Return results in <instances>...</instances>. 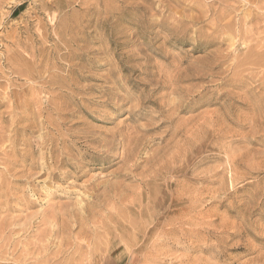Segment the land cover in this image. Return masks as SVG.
I'll use <instances>...</instances> for the list:
<instances>
[{
    "label": "rangeland",
    "instance_id": "obj_1",
    "mask_svg": "<svg viewBox=\"0 0 264 264\" xmlns=\"http://www.w3.org/2000/svg\"><path fill=\"white\" fill-rule=\"evenodd\" d=\"M246 1L0 0V264H264V0ZM104 187H122L105 210Z\"/></svg>",
    "mask_w": 264,
    "mask_h": 264
},
{
    "label": "bare ground",
    "instance_id": "obj_2",
    "mask_svg": "<svg viewBox=\"0 0 264 264\" xmlns=\"http://www.w3.org/2000/svg\"><path fill=\"white\" fill-rule=\"evenodd\" d=\"M245 1H246V0H245ZM258 1H259V0H258ZM213 2H214V1H213ZM246 2H247V1H246ZM246 2H245V3H246ZM253 3H255V2H253ZM253 3L251 2L250 4L253 5ZM239 4H242V3L239 2ZM243 4H244V2H243ZM256 4H257V2H256ZM254 5H255V4H254ZM261 5H262V4H261ZM261 5H260V6H261ZM242 6H243V5H242ZM246 6H247V5H246ZM249 6H250V5H249ZM262 6H263V5H262ZM256 8H257V7H256ZM256 8H255V10H256ZM261 8H262V7H261ZM249 9H250V7H249ZM237 11H238V10H237ZM225 12H226V11H225ZM225 12H224V13H225ZM247 14H248V13H247ZM256 15H257V14H256ZM248 16H249V15H248ZM252 16H253V15H251V17H252ZM261 16H263V15H261ZM253 17H254V16H253ZM253 17H252V18H253ZM217 19H218V18H217ZM260 19H261V18H260ZM253 20H254V19H253ZM250 21H251V19H250ZM225 26L228 28V25H227V24H226ZM229 26H230V23H229ZM223 27H224V25H223ZM55 32H56V31H55ZM206 34H207V33H206ZM67 35H68V34H67ZM14 38H15V37H14ZM14 42H15V41H14ZM17 43H18V42H17ZM13 44H14V43H13ZM31 50H32V49H31ZM29 52H30V51H29ZM17 53H18V52H17ZM7 54H8V53H7ZM15 54H16V53H15ZM22 54H24V53H22ZM67 54H68V53H67ZM63 55H64V54H63ZM74 55H77V54H74ZM64 56H65V55H64ZM70 58H71V57H70ZM63 59H64V58H63ZM60 60H61V58H60ZM39 63H40V62H39ZM42 63H43V62H42ZM58 64H59V63H58ZM9 65H11V64H9ZM21 65H22V64H21ZM23 65H25V64H23ZM53 65H54V64H53ZM55 65H56V63H55ZM74 65H75V64H74ZM77 66H78V65H77ZM68 67L70 68V66H68ZM13 68H14V66H13ZM75 68H78V67H75ZM24 69H25V67H24ZM26 69H27V68H26ZM34 69H35V68H34ZM51 69H52V68H51ZM51 69H50V70H51ZM72 69H73V68H72ZM12 70H13V69H12ZM18 70H19V69H18ZM27 70H28V69H27ZM53 70H54V69H53ZM69 70H70V69H69ZM80 70H81V69H80ZM24 71H25V70H24ZM77 71H78V70H77ZM21 72H22V71H21ZM80 72H81V71H80ZM19 73H20V72H19ZM29 73H30V72H29ZM70 73H71V72H70ZM78 73H79V71H78ZM24 74H25V73H24ZM32 74H33V73H32ZM53 74H54V73H53ZM58 74H59V73H58ZM30 75H31V74H30ZM25 76H27V75H25ZM67 76H68V74H67ZM67 76H66V77H67ZM49 77H50V76H49ZM62 77H63V76H62ZM71 77H72V76H71ZM36 78H37V77H36ZM55 78H56V77H55ZM60 78H61V77H60ZM61 79H62V78H61ZM63 79H64V78H63ZM75 79H76V78H75ZM51 80H52V79H51ZM57 80H58V79H57ZM70 80H71V79H70ZM176 80H177V79H176ZM47 81H49V78H48ZM65 81H66V80H65ZM174 81H175V80H174ZM44 82H46V81H44ZM54 82H55V81H53V84H54ZM68 82H69V81H68ZM70 82H71V81H70ZM75 82H76V81H75ZM159 82H160V80H159ZM159 82H158V83H159ZM164 82H165V81H164ZM176 82H177V81H176ZM58 83H60V82L58 81ZM71 83H73V82H71ZM71 83H70V84H71ZM160 83H161V82H160ZM162 83H163V82H162ZM171 83H172V82H171ZM46 84H47V83H46ZM46 84H43V85H46ZM55 84H56V83H55ZM174 84H175V83H174ZM51 85H52V83H51ZM62 85H63V84H62ZM71 85H72V84H71ZM164 85H166V84H164ZM49 86H50V85H49ZM56 86H57V85H56ZM59 86H61V85H59ZM67 86H68V84H67ZM73 86H75V83H74ZM167 86H169V85H167ZM54 87H55V86H54ZM54 87H53V88H54ZM163 87H164V86H163ZM48 88H49V87H48ZM56 88H57V87H56ZM63 88H65V87H63ZM71 88H72V86L70 87V89H71ZM112 88H114V86H113ZM112 88H110V89H112ZM58 89H60V88H58ZM67 89H68V88H67ZM74 89H75V88H73V90H74ZM108 89H109V88H108ZM159 89H160V87H159ZM49 90H50V89H49ZM54 90H55V89H54ZM154 90H155V89H154ZM151 91H152V89H151ZM172 91H173V90H172ZM48 92H49V91H48ZM105 92H106V91H105ZM52 93H53V91H52ZM0 94H2V93H0ZM47 94H48V93H47ZM49 94H50V93H49ZM53 94H54V93H53ZM105 94H106V93H105ZM40 95H41V94H40ZM50 95H51V94H50ZM57 95H59V94H57ZM61 95H62V94H61ZM165 95H166V94H165ZM52 96H54V95H52ZM55 96H56V95H55ZM55 96H54V97H55ZM111 96H112V95H111ZM171 96H172V95H171ZM41 97H42V96H41ZM69 97H71V96H69ZM118 97H119V95H118ZM37 98H38V97H37ZM52 98H53V97H52ZM71 98H72V97H71ZM74 98H75V97H74ZM111 98H112V97H111ZM54 99H55V98H54ZM56 99H57V98H56ZM60 99H61V98H60ZM112 99H113V98H112ZM112 99H111V101H112ZM115 99H116V97H115ZM2 100H3V99H2ZM28 100H29V99H28ZM41 100H42V99H41ZM41 100H40V101H41ZM48 100H50V99H48ZM57 100H58V99H57ZM126 100H127V99H126ZM148 100H149V99H148ZM64 101H65V99H64ZM115 101H116V100H115ZM149 101H150V100H149ZM1 102H2V101H1ZM36 102H39V99H38V101H36ZM48 102H49V101H48ZM54 102H55V101H54ZM57 102H58V101H57ZM65 102H66V101H65ZM65 102H63V103H65ZM73 102H74V101H73ZM152 102L154 103V101H152ZM41 103H42V102H41ZM46 103H47V102H46ZM49 103H51V104H49V106H50V105H51V106L53 105V104H52L53 102H49ZM55 103H56V102H55ZM59 103H61L60 100H59ZM158 103H159V102H158ZM158 103H157V104H158ZM38 104H39V103H38ZM56 104H58V103H56ZM103 104H104V103H103ZM107 104H108V103H107ZM109 104H110V103H109ZM154 104H155V103H154ZM62 105H63V104H62ZM65 105H68V104H65ZM65 105H63V106H65ZM80 105H81V103H80ZM115 105H116V104H115ZM159 105H161V104H159ZM159 105H158V106H159ZM43 106H44V104H43ZM53 106H54V105H53ZM58 106H59V105H58ZM60 106H61V105H60ZM69 106H70V105H69ZM105 106H106V105H105ZM141 106H142V105H141ZM161 106H162V105H161ZM39 107H41V106H39ZM45 107H46V106H45ZM56 107H57V106H56ZM67 107H68V106H67ZM67 107H66V108H67ZM73 107H74V106H73ZM102 107H103V106H102ZM156 107H157V106H156ZM162 107H163V106H162ZM162 107H161V108H162ZM172 107H173V106H172ZM174 107H175V106H174ZM46 108H47V107H46ZM50 108H51V107H50ZM52 108H53V107H52ZM63 108H64V107H63ZM68 108H70V107H68ZM75 108H76V107H75ZM161 108H160V109H161ZM58 109H59V108H58ZM70 109H71V108H70ZM72 109H73V108H72ZM134 109H136V108L134 107ZM134 109H133V110H134ZM156 109H157V108H156ZM51 110H52V109H51ZM60 110L63 111V109H60ZM60 110H59V111H60ZM67 110H68V109H67ZM76 110H77V109H76ZM76 110H73V111H76ZM129 110H130V108H129ZM139 110H140V109H139ZM173 110H174V108H173ZM38 111H39V110H38ZM54 111H55V110H54ZM64 111H65V110H64ZM71 111H72V110H71ZM73 111H72V112H73ZM140 111H141V110H140ZM161 111H162V110H161ZM168 111H169V110H168ZM41 112H43V111L41 110ZM56 112H57V111H56ZM66 112H68V111H66ZM69 112H70V111H69ZM69 112H68V113H69ZM72 112H70V113H72ZM131 112H132V111H131ZM135 112H136V110H135ZM158 112H159V111H158ZM170 112H171V111H170ZM59 113H61V112H59ZM76 113H77V111H76ZM160 113H161V112H160ZM163 113H164V112H163ZM36 114H37V112H36ZM36 114H35V115H36ZM40 114H41V113H40ZM40 114H39V115H40ZM43 114H44V112H43ZM56 114H57V113H56ZM63 114H64V113H63ZM63 114H62V115H63ZM66 114H67V113H66ZM161 114H162V113H161ZM164 114H165V113H164ZM57 115H58V116H61V114H57ZM57 115H56V116H57ZM64 115H65V114H64ZM71 115H72V114H71ZM73 115H74V114H73ZM73 115H72V116H73ZM157 115H158V114H157ZM162 115H163V114H162ZM42 116H43V115H42ZM47 116H48V115H47ZM47 116H46V117H47ZM69 116H70V115H69ZM34 117H35V116H34ZM62 117H63V116H62ZM152 117H153V116H152ZM162 117H163V116H162ZM167 117H168V116H167ZM169 117H170V116H169ZM21 118H22V117H21ZM67 118H68V117H67ZM70 118H71V117H70ZM155 118H156V117H155ZM158 118L160 119V117H158ZM34 119H35V118H34ZM51 119H52V118H51ZM53 119H54V117H53ZM35 120H36V119H35ZM58 120H60V118H59ZM61 120H63V119H61ZM162 120H163V119H162ZM166 120H167V118H166ZM168 120H169V119H168ZM49 121H50V117H49ZM159 121H160V120H159ZM164 121H165V120H164ZM69 122H70V121H69ZM161 122H162V121H161ZM31 123H32V125H33V124L35 123V121H34V122L32 121ZM36 123H37V122H36ZM50 123H51V122H50ZM55 123H56V122H55ZM55 123H54L53 125H55ZM59 123H60V122H59ZM62 123H63V122H62ZM62 123H61V124H62ZM167 123H168V121H167ZM39 124H41V126H42L43 123H39ZM49 125H50V124H49ZM65 125H66V123H65ZM41 126H40V127H41ZM44 126H45V125H44ZM47 126H48V125H47ZM51 126H52V124H51ZM55 126L57 127V126H59V125L57 124V125H55ZM67 126H69V125H67ZM33 127H35V126H33ZM48 127H49V126H48ZM53 127H54V126H53ZM56 127H55V128H56ZM69 127H70V126H69ZM71 127H72V126H71ZM59 128H60V127H59ZM168 128H169V127H168ZM35 129H36V128H35ZM43 129H44V128H43ZM43 129H41V130H43ZM49 129H51V128H49ZM69 129H70V128H69ZM73 129H74V128H73ZM134 129H135V128H134ZM176 129H177V128H176ZM176 129H175V130H176ZM47 130H48V129H47ZM63 130H64V129H63ZM65 130H66V129H65ZM54 131L57 132L56 129H55ZM69 131H70V130H69ZM45 132H46V131H45ZM67 132H68V131H67ZM70 132H71V131H70ZM70 132H69V133H70ZM72 132H73V130H72ZM114 132L116 133V131H114ZM114 132H112L113 135H114ZM133 132H134V131H133ZM50 133H51V132H50ZM40 134H41V133H40ZM42 134H43V133H42ZM42 134H41V135H42ZM58 134H59V133H58ZM63 134H64V133H63ZM67 134H68V133H67ZM67 134H66V135H67ZM124 134H125V133H124ZM129 134H131V133H128V134H125V135L127 136V135H129ZM134 134H135V133H134ZM134 134H133V135H134ZM177 134H179V133H177ZM59 135H60V134H59ZM121 135H122V134H121ZM175 135H176V134H175ZM175 135H174V133H173V136H174V137H175ZM51 136H52V135H51ZM55 136H56V135H55ZM63 136H65V135H63ZM75 136H76V135H75ZM80 136H81V135H80ZM88 136H89V135H88ZM88 136H87V137H88ZM92 136H93V135H92ZM110 136H111V135H110ZM116 136H118V134H117ZM126 136H125V137H126ZM134 136H136V134H135ZM145 136H146V135H145ZM58 137H59V136H58ZM73 137H74V136H73ZM108 137H109V136H108ZM122 137H123V136H122ZM142 137H143V136H142ZM147 137H148V136H147ZM90 138H91V137H90ZM92 138H93V137H92ZM102 138H103V137H102ZM110 138H111V137H110ZM112 138H113V137H112ZM131 138H132V137H131ZM37 139H38V138H37ZM40 139L42 140L43 138L41 137ZM47 139H48V138H47ZM63 139H64V138H63ZM65 139H66V138H65ZM81 139H82V138H81ZM96 139H97V138H96ZM104 139H105V138H104ZM113 139H114V138H113ZM115 139H116V138H115ZM124 139H125V138H124ZM56 140H57V139H56ZM84 140H85V139H84ZM91 140H92V139H91ZM91 140H90V141H91ZM116 140H117V139H116ZM129 140L131 141L130 138H129ZM129 140L126 139V140H123V142H125V141H129ZM140 140H141V139H140ZM44 141H45V140H44ZM60 141H62V139H61ZM82 141H83V140H82ZM93 141H94V140H93ZM97 141H100V139H99V140L97 139ZM97 141H96V142H97ZM101 141H102V140H101ZM103 141H104V140H103ZM105 141H106V140H105ZM105 141H104V142H105ZM108 141H109V140H107V142H108ZM114 141H115V140H114ZM114 141L112 140V142H114ZM121 141H122V139H121ZM66 142H67V141H66ZM94 142H95V141H94ZM123 142H122V143H123ZM132 142H135V143H136V140L134 141V140L132 139ZM132 142H130V143L132 144ZM137 142H138V140H137ZM148 142H149V141H148ZM62 143H63V142H62ZM72 143H73V142H72ZM98 143H99V142H98ZM102 143H103V142H102ZM115 143H116V142H115ZM138 143H141V141H139ZM36 144H37V143H36ZM45 144H46V141H45ZM87 144H88V143H87ZM100 144H101V142H100ZM104 144H105V143H104ZM108 144H109V143H108ZM108 144H107V145H108ZM110 144H111V143H110ZM116 144H117V143H116ZM127 144H128V143H127ZM141 144H142V143H141ZM141 144H140V145H141ZM34 145H35V144H34ZM39 145H40V144H39ZM48 145H49V144H48ZM50 145H51V144H50ZM92 145H93V144H92ZM92 145H90V146H92ZM133 145H134V144H133ZM51 146H52V145H51ZM116 146H117V145H116ZM121 146L123 147V144H122ZM137 146H138V145H137ZM137 146H136V147H137ZM143 146H144V144H143ZM41 147H43V146H41ZM45 147H46V146H45ZM66 147H67V146H66ZM83 147H84V146H83ZM87 147H88V145H87ZM94 147H95V146H94ZM94 147H92V148H94ZM97 147H98V146H97ZM99 147H100V146H99ZM107 147H109V148H106V147L104 146V151H103V152L101 151V153H102V155H103L104 158H109V157L112 155L111 149L114 148L115 146H114V147H111L110 145H108ZM122 147H121V148H122ZM136 147H135V148H136ZM36 148H37V147H36ZM38 148H39V147H38ZM77 148H78V147H77ZM88 148L90 149L91 147H88ZM115 148H116V147H115ZM126 148H127V147H126ZM138 148H140V147L138 146ZM116 149H117V148H116ZM59 150H60V149H59ZM62 150H63V149H62ZM65 150H66V149H65ZM112 150H113V149H112ZM114 150H115V149H114ZM136 150H137V149H136ZM42 151H43V150H42ZM57 151H58V150H57ZM69 151H70V150H69ZM86 151H87V150H86ZM98 151H99V150H98ZM127 151H129V150H127V149H126V150L123 149V152L121 151L122 153L119 152V153H121L120 156H121V160H122V161H121V160H119V161H121V162L125 165V167H126V171L130 174V172H131L132 170L136 169V167H137V163H135V161H134V159H135V154H134V153H129V152H127ZM63 152H64V151H63ZM94 152H96V151H94ZM110 152H111V153H110ZM114 152H115V151H114ZM130 152H131V151H130ZM44 153H46V152H44ZM50 153H51V152H50ZM86 153H87V152H86ZM109 153L111 154L110 156H109ZM116 153H117V152H116ZM137 153H138V152H137ZM145 153H146V152H145ZM46 154H47V153H46ZM51 154H52V153H51ZM59 154H61V153H59ZM70 154H71V153H70ZM72 154H73V153H72ZM96 154H97V153H96ZM53 155H54V154H53ZM53 155H51V157H52ZM61 155H62V154H61ZM63 155H65V154L63 153ZM67 155H69V154L67 153ZM114 155H115V154H114ZM49 156H50V155H49ZM59 156H60V155H59ZM69 156H72V155H69ZM81 156H83V155L81 154ZM84 156H85V155H84ZM115 156H116V155H115ZM152 157H153V156H152ZM54 158H55V157H54ZM63 158H64V157H63ZM74 158H75V156H74ZM89 158H90V157H89ZM149 158H150V157H149ZM45 159H46V158H45ZM81 159H82V158H81ZM117 159H118V158H117ZM119 159H120V158H119ZM55 160H57V159L55 158ZM76 160H77V159H76ZM76 160H75V161H76ZM136 160H138V158H137ZM46 161H47V159H46ZM49 161H50V160H49ZM53 161H54V160H53ZM70 161H71V160H70ZM147 161H148V160H147ZM147 161L145 160V163H148ZM54 162H55V161H54ZM88 162H89V161H88ZM44 163H46V162H44ZM48 163H49V162H48ZM61 163H62V162H61ZM69 163H70V162H69ZM69 163H68V164H69ZM73 163H74V162H73ZM106 163H107V162H106ZM62 164H63V163H62ZM71 164H72V163H71ZM76 164H78V163H76ZM76 164H75V165H76ZM86 164H87V163H86ZM139 164L141 165L140 162H139ZM148 164H149V163H148ZM148 164H146V165H148ZM42 165H43V164H42ZM72 165H73V164H72ZM124 165H123V166H124ZM79 166H80V165H79ZM42 167H43V166H42ZM51 167H52V166H51ZM73 167H74V165H73ZM73 167H72V168H73ZM138 167H139V166H138ZM46 168H47V167H46ZM54 168H55V167H54ZM75 168H76V170H77L78 167L75 166ZM123 168H124V167H123ZM123 168H122V169H123ZM51 169H52V168H51ZM79 170H80V169H79ZM79 170H78V171H79ZM120 170H121V169H120ZM147 170L149 171V169H147ZM150 170H151V169H150ZM156 170H158V169H156ZM47 171H48V170H47ZM49 171H50V170H49ZM51 171H52V170H51ZM51 171H50V172H51ZM126 171H125V172H126ZM134 171H135V170H134ZM153 171H154V170H153ZM153 171H152V172H153ZM159 171H160V170H159ZM159 171H158V172H159ZM125 172L123 171L124 174H125ZM144 172H145V169H144ZM144 172H141V173L145 174ZM150 172H151V171H149V173H150ZM158 172H157V173H158ZM51 173H52V172H51ZM53 173H54V172H53ZM58 173H59V172H58ZM63 173H64V170H63V172H62L61 174H63ZM141 173H140V174H141ZM47 174H49V173H47ZM133 174H135V173H133ZM138 174H139V173H138ZM140 174H139V176H140ZM154 174H155V173H154ZM45 175H46V174H45ZM49 175H51V174H49ZM71 175H72V174H71ZM149 175H150V174H149ZM42 176H43V175H42ZM82 176H83V175H82ZM122 176H123V175H122ZM127 176H129V175L127 174L126 177H127ZM130 176H131V175H130ZM134 176H135V175H134ZM136 176H137V175H136ZM139 176H138V177H139ZM144 176H146V174H145ZM40 177H41V176H40ZM46 177H47V176H46ZM46 177H45V179H47ZM67 177H68V176H67ZM73 177H74V176H73ZM49 178H50V177H49ZM49 178H48V179H49ZM62 178H63V177H62ZM134 178H136V177H134ZM139 178H141V176H140ZM149 178H150V177H149ZM157 178H158V177H157ZM125 179H126V178H125ZM159 179H160V178H159ZM159 179H158V180H159ZM50 180H51V179H50ZM62 180H63V179H62ZM137 180H138V179H137ZM147 180H149V179H147ZM41 181H42V180H41ZM133 181H134V179H133ZM44 182H45V181H44ZM139 182H140V180H139ZM40 183H41V182H40ZM118 183H120V182H118ZM140 183H142V180H141ZM41 184H43V183H41ZM46 184H47V181H46ZM114 184H115V183H114ZM114 184H111V185H112V188H113V186H115ZM122 184H123V181H122ZM108 185H109V184H107L106 187H110V186H111V185H110V186H108ZM123 185H124V184H123ZM141 185H142V184H141ZM94 186L96 187V186H98V185L96 184V185H94ZM99 186H100V185H99ZM104 186H105V185H104ZM120 186H121V185H119V187H120ZM139 186H140V185H139ZM100 187H102V186H100ZM117 187H118V186H117ZM133 187H136V186H133ZM141 187H143V186H141ZM145 187H146V186H145ZM145 187H144V189H145ZM93 188H94V187H93ZM93 188H90V190L93 189ZM104 188H105V187H104ZM104 188H103V190H104ZM130 188L133 190L132 187H130ZM121 189H122V187H121ZM121 189H120V190H121ZM140 189H141V188H140ZM120 190L117 189V188H116V189H106V188H105V190L102 191L100 194H99V192H98V194H96V191H97V190L93 189L92 192H90V197H91L92 199L95 200L94 202L92 201V202H93V203H92V204H93V207H94V206H97V205H99V204H102V205H103V204L107 203V201H109L108 199L110 198V197L108 196V194L111 193V195H112V193H113V194H114L113 196H115V193H119ZM126 190H127V189H126ZM132 190H131V191H132ZM146 190H147V189H146ZM88 191H89V190H88ZM123 191H125V189H124ZM131 191H130V192H131ZM140 191H141V190H140ZM140 191H138V192H140ZM125 192H126V191H125ZM143 192H144V191H143ZM119 194H121V193H119ZM125 194L127 195V193H125ZM130 194H131V193H130ZM130 194H129V195H130ZM132 194H133V193H132ZM144 194H145V193H144ZM123 195H124V194H123ZM123 195H122V196H123ZM137 195H138V194H137ZM87 196H88V195H87ZM124 196H125V195H124ZM138 196H140V194H139ZM111 197H112V196H111ZM115 197H117V196H115ZM134 197H135V196H134ZM140 197H141V196H140ZM82 198H83V197H82ZM118 198H121V197H118ZM118 198H117V199H118ZM135 198H137V197H135ZM138 198H139V197H138ZM85 199H86V198H84V199H82V200H85ZM89 199H90V198H89ZM113 199H114V198H113ZM115 199H116V198H115ZM123 199H124V197H123ZM123 199H122V200H123ZM127 199H128V198H127ZM111 200H112V199H111ZM122 200H121V202H120L121 204H119V205H122ZM135 200H136V199H135ZM86 201H87V200H86ZM124 201L127 202L126 199H124ZM128 201H129V200H128ZM139 201H140V200H139ZM84 202H85V201H84ZM109 202H110V201H109ZM112 202H113V200H112ZM118 202H119V201H118ZM126 202H125V203H126ZM136 202H137V201H136ZM78 203H79V202H78ZM78 203H77V205H78ZM90 203H91V201L89 202V205H90ZM125 203H124V204H125ZM86 204H87V202H86ZM124 204H123V205H124ZM127 204H128V203H127ZM129 204H130V206H131L130 201H129ZM138 204H139V202H138ZM138 204H137V205H138ZM77 205H76V206H77ZM79 205H80V203H79ZM106 205H107V204H106ZM106 205H105V206H106ZM110 205H111V204H110ZM139 205H140V204H139ZM82 206H83V205H82ZM84 206H85V205H84ZM87 206H88V204H87ZM115 206H116V204H115L113 207H115ZM85 207H86V206H85ZM91 207H92V205H91ZM91 207H89V210H88V211L91 210V209H90ZM107 207H108V206H107ZM128 207H129V206H128ZM131 207H132V206H131ZM76 208H77V207H76ZM83 208H84V207H83ZM96 208H97V207H96ZM105 208H106V207H105ZM122 208H125V206H124V207L122 206ZM103 209H104V205H103ZM107 209L110 210V207H108ZM125 209H126V208H125ZM76 210H77V209H76ZM78 210H79V209H78ZM78 210H77V212H78ZM104 210H105V209H104ZM109 210H108V211H109ZM88 211H87V212H88ZM82 212H83V211H82ZM90 212H91V211H90ZM90 212H89V213H90ZM78 213H79V212H78ZM84 214L86 215V211H85ZM81 215H83V214H81ZM81 215H80L79 218L82 217ZM78 216H79V215H78ZM88 216H89V215H88ZM75 217H77V216H75ZM79 218H78V219H79ZM78 219H75V218H74L73 221L78 220ZM83 219H84V218L82 217L81 220H83ZM86 219H87V218H86ZM86 219L83 220L84 224H85ZM52 220H55V219L53 218ZM96 220H97V219H96ZM99 220H100V219H99ZM42 221H43V220H42ZM50 221H51V220H50ZM50 221H49V222H50ZM43 223H44V222H43ZM53 223H54V221H53ZM53 223H52V224H53ZM94 223H95V222H94ZM94 223H92V224L95 225L96 223H95V224H94ZM134 223H135V222H134ZM48 224L50 225V223L47 222V225H48ZM52 224H51V225H52ZM74 224H75V223H74ZM76 224H77V223H76ZM87 224H88V223H87ZM97 224H98V221H97ZM99 224H102V225H103L104 223H101V222H100ZM99 224L96 225V226H99ZM49 225H48V226H49ZM54 225H55V224H54ZM81 225H82V224H81ZM102 225H101V226H102ZM72 226H73V225H72ZM83 226H84V225H83ZM86 226H87V225H86ZM133 226H134V224H133ZM50 227H51V226H50ZM67 227H68V226H67ZM69 227H71V226H69ZM79 227H80V224H79ZM88 227H89V226H88ZM93 227H94V226H93ZM57 228H58V227H57ZM81 228H82V227H81ZM81 228H80V229H81ZM91 228H92V226H91ZM97 228H98V227H97ZM128 228H129V227H128ZM48 229H49V228H48ZM53 229H54V226H53ZM64 229H66V228H64ZM64 229H62V230L64 231ZM82 229H83V228H82ZM82 229H81V230H82ZM85 229H86V227H85ZM102 229H104V228H102ZM66 230L68 231V229H66ZM93 230H96V228L93 229ZM93 230H92V231H93ZM53 231H54V230H53ZM59 231H60V230H59ZM63 231H62V232H63ZM85 231H86V230H85ZM89 231L91 232V230H89ZM89 231H88V232H89ZM97 231H98V229H97ZM125 231H126V230H125ZM42 232H43V231H42ZM51 232H52V230H51ZM60 232H61V231H60ZM86 232H87V231H86ZM88 232H87V233H88ZM39 233H40L39 235H41V234H45V233H41V231H40ZM46 233L48 234V231H46ZM64 233H65V232H64ZM87 233H86V234H87ZM94 233H96V232H94ZM51 234H52V233H51ZM60 234H61V233H60ZM84 234H85V233H83V235H84ZM89 234H91V233H89ZM96 234H97V233H96ZM39 235H38V236H39ZM48 235H50V234H48ZM81 235H82V234H81ZM88 236H90V235H88ZM96 236H97V235H96ZM84 237H85V235H84ZM41 238H43V237H41ZM50 238H51V237H50ZM119 239H120V238H119ZM42 240H44V238H43ZM106 241H107V240H106ZM7 242H8V240H7ZM40 242H41V241H40ZM43 242H45V241H43ZM48 243H50V242H48ZM35 246H36V245H35ZM35 246H34V247H35ZM41 246H42V244H41ZM48 246H49V244H48ZM45 247H47V246H45ZM46 249H47V248H46ZM44 252H45V251H44ZM96 252H97V251H96ZM37 253H38V252H37ZM40 254H42V253H40ZM98 255H99V254H98ZM7 256H8V255H7ZM101 257H102V256H101ZM7 258H8V257H7Z\"/></svg>",
    "mask_w": 264,
    "mask_h": 264
}]
</instances>
